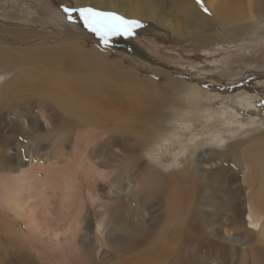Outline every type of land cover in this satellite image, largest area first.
I'll use <instances>...</instances> for the list:
<instances>
[{"label":"bare ground","instance_id":"1","mask_svg":"<svg viewBox=\"0 0 264 264\" xmlns=\"http://www.w3.org/2000/svg\"><path fill=\"white\" fill-rule=\"evenodd\" d=\"M74 1L165 19L159 0ZM172 1L203 19L193 0ZM212 10L227 23L264 18L261 0ZM252 22L205 37H242ZM67 53L0 46V264H264V121L244 115L258 101L209 110L194 86L164 110L138 86L105 89L94 59Z\"/></svg>","mask_w":264,"mask_h":264},{"label":"rangeland","instance_id":"2","mask_svg":"<svg viewBox=\"0 0 264 264\" xmlns=\"http://www.w3.org/2000/svg\"><path fill=\"white\" fill-rule=\"evenodd\" d=\"M162 1L157 4L160 2L163 7L158 10L165 17L163 23L149 21L143 16L145 20L136 19L141 26L134 29L133 35L113 37L108 45H104L82 26L78 14L73 13L70 21L63 10L64 7L92 6H77L74 0H0V46L21 49L39 45L62 49L80 61L94 59L98 71L109 78L110 84L105 85V89L122 84L138 86L137 96L142 101L167 99V103L161 101L166 104L164 110L182 105L186 88L194 86L202 93V100L209 110L227 107L234 111L240 108L242 98L250 95L259 104L256 110L244 114L246 120L264 121V18L257 22L254 16L251 19L243 17L237 22H222L212 10L216 0H202L203 6L193 0L203 13V19L196 24L177 12L180 5L176 7L177 3L172 0ZM257 7L262 8V5ZM117 14L133 19L126 14ZM249 21H253L252 25L242 37L228 41L205 37L216 32L220 24L222 30H228L247 22L251 24ZM54 68L62 73L75 71L71 67L59 68V63H55ZM34 80L32 76L28 82ZM18 94V100H41L40 96L32 97L27 92ZM224 101L228 102L220 104ZM258 126L259 123L247 124L243 129L235 130L246 135Z\"/></svg>","mask_w":264,"mask_h":264},{"label":"snow or ice","instance_id":"3","mask_svg":"<svg viewBox=\"0 0 264 264\" xmlns=\"http://www.w3.org/2000/svg\"><path fill=\"white\" fill-rule=\"evenodd\" d=\"M202 5V0H197ZM68 19H73V13L78 14L82 26L98 37L99 42L108 45L113 37L131 36L134 29L140 27V21L127 19L114 12L101 11L92 7L68 8L64 7ZM207 11V9H205Z\"/></svg>","mask_w":264,"mask_h":264}]
</instances>
